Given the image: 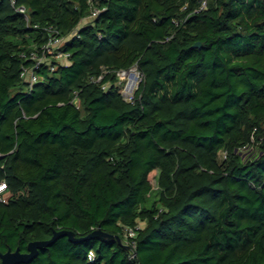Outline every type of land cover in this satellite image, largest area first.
<instances>
[{
    "label": "trees",
    "instance_id": "obj_1",
    "mask_svg": "<svg viewBox=\"0 0 264 264\" xmlns=\"http://www.w3.org/2000/svg\"><path fill=\"white\" fill-rule=\"evenodd\" d=\"M2 183V253L122 242L27 264H264V0H0Z\"/></svg>",
    "mask_w": 264,
    "mask_h": 264
},
{
    "label": "built area",
    "instance_id": "obj_2",
    "mask_svg": "<svg viewBox=\"0 0 264 264\" xmlns=\"http://www.w3.org/2000/svg\"><path fill=\"white\" fill-rule=\"evenodd\" d=\"M11 3H14V0H11ZM205 5V1L202 2V6ZM18 12L25 14V8L23 6H20L16 9ZM98 13V11L95 9L92 11V15H96ZM25 17L27 18L26 14ZM55 34H52L48 37L47 41L41 46V50H42V55L38 56L35 53H31V58L35 61L34 64V68L37 67V65L42 62L44 59H47V57L45 56V54H49L52 55L54 58H56V61L59 63H66L68 60V53L64 52L62 50L63 44L66 41V37H61L59 36L56 31H54ZM76 34V30H73L71 32V35ZM51 68H53V66H51ZM126 70H122L118 72L119 73L122 72V74H124ZM21 76L29 83V85L31 86L33 83L37 82L39 77L34 73V69H23V71L21 72ZM101 77H99L97 80H99ZM106 85H102V88H105ZM123 93V92H122ZM123 95L125 96V94L123 93ZM132 95V94H131ZM130 95V97H131ZM126 98H128L127 96H125ZM129 97V98H130ZM222 155H225V153H222ZM5 184L2 183L0 184V200L3 199L5 200L4 195L6 194L4 192V188L3 187ZM142 227L141 225H139V223L135 226V227H125L123 229V235L125 237V239H128L130 241V244H134L132 239L135 237L136 233H137V229ZM126 244H129V242L126 241ZM87 258L90 262H93L95 259V253L94 251L90 250L87 254Z\"/></svg>",
    "mask_w": 264,
    "mask_h": 264
},
{
    "label": "water",
    "instance_id": "obj_3",
    "mask_svg": "<svg viewBox=\"0 0 264 264\" xmlns=\"http://www.w3.org/2000/svg\"><path fill=\"white\" fill-rule=\"evenodd\" d=\"M193 46H200V42H196ZM66 236L72 242H81L88 239H102L105 241L116 239L118 243H121V239L118 235H112L103 231L100 227L93 229L85 236L76 237L73 231L70 230H58L53 231L52 236L45 240H34L27 244L26 251H20L19 248L15 250L8 249L5 252H0L1 264H27L33 258H35L40 249L52 245L58 238ZM128 248V245L123 244Z\"/></svg>",
    "mask_w": 264,
    "mask_h": 264
},
{
    "label": "rangeland",
    "instance_id": "obj_4",
    "mask_svg": "<svg viewBox=\"0 0 264 264\" xmlns=\"http://www.w3.org/2000/svg\"><path fill=\"white\" fill-rule=\"evenodd\" d=\"M83 23V22H82ZM120 81L117 86L120 91L125 94L128 98L131 94H133L136 89L138 82L140 80V73L138 72L136 67H132L124 72V74L119 73ZM154 179L152 178V183H154ZM145 222L140 221L139 225L144 226Z\"/></svg>",
    "mask_w": 264,
    "mask_h": 264
},
{
    "label": "clouds",
    "instance_id": "obj_5",
    "mask_svg": "<svg viewBox=\"0 0 264 264\" xmlns=\"http://www.w3.org/2000/svg\"><path fill=\"white\" fill-rule=\"evenodd\" d=\"M5 186V185H4ZM5 189V188H4Z\"/></svg>",
    "mask_w": 264,
    "mask_h": 264
}]
</instances>
